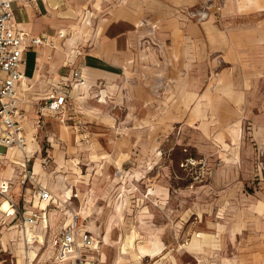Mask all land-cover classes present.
<instances>
[{
  "label": "rangeland",
  "instance_id": "rangeland-1",
  "mask_svg": "<svg viewBox=\"0 0 264 264\" xmlns=\"http://www.w3.org/2000/svg\"><path fill=\"white\" fill-rule=\"evenodd\" d=\"M161 1L88 3L94 22L78 30L81 40L122 10L138 19L134 65L112 84L75 88V97L68 75L71 96L54 118L43 115L44 70L28 81L18 95L38 144L28 167L50 166L35 177L53 195L51 213L67 222V204L83 211L80 222L100 240V264H264V151L245 110L220 102L218 90L233 78L223 60L182 56L184 24L220 21L223 0ZM198 85L204 102L189 105ZM20 190L17 182L13 193Z\"/></svg>",
  "mask_w": 264,
  "mask_h": 264
},
{
  "label": "crops",
  "instance_id": "crops-1",
  "mask_svg": "<svg viewBox=\"0 0 264 264\" xmlns=\"http://www.w3.org/2000/svg\"><path fill=\"white\" fill-rule=\"evenodd\" d=\"M92 1L94 0L88 2L86 0L12 1L11 27L15 32H24L28 38H48L54 42L53 46H30L29 41L25 42L26 49L22 53L25 64L19 68L23 78L17 84L18 95L22 96L29 90L28 81H39L42 70L45 72L42 82L45 87L43 86L41 99L45 104L53 93L60 91L65 92L69 100L71 95L66 83L68 75L73 82L72 96L75 97L76 94L73 95L75 88L77 91L79 89L89 91L100 81L112 84L126 75L131 64L134 65L133 55L135 53L131 49V44L135 42L133 41V37H136L133 27L138 19L135 16H133L134 19L125 17L123 10L118 12L116 18L108 16L101 19L103 30L99 35L86 41L81 40L78 30L91 27L94 22L92 6L89 7ZM149 1L152 3L151 0ZM204 1L184 0V3L188 7L194 5L199 7ZM213 1L211 0L212 7ZM147 8L151 7L147 6ZM220 8L221 19L218 22L204 20L196 24H184L183 40L186 48L182 49V56L202 60L201 62L207 58L223 60L225 65L223 70H226L227 74H231L233 78L223 84L221 91L218 90L220 94L217 95L220 102L223 106L227 105L230 109H234L236 114H239L241 109L245 110L246 120L250 124L251 138L264 151V0H223ZM89 41H91L90 44ZM190 43L191 47H189ZM84 45L90 47L85 49ZM200 67L201 63L197 69ZM149 69L153 70V73L156 72V67L139 66L136 68V70ZM68 70H71L70 73ZM74 70H79L84 79L81 85L75 84ZM187 90L194 96L193 89L188 88ZM195 91L196 96L192 97L189 105H193L195 101L197 105L204 102L205 95L199 85ZM20 113V123L27 140L25 153L0 148L2 150L0 178L10 182L12 193L19 182L20 193L13 194L18 196L24 192L25 202L30 209L46 213L51 231H47L42 224L30 229L40 235L47 244V240L53 233L70 222L71 216L65 211L64 213L70 217L67 222L57 218L55 213H51L49 209L50 202H40L35 197L34 187L28 183L25 189L21 182L23 159L30 160L38 144L25 126V114L22 110ZM43 115L54 118L57 114L45 110ZM36 166L39 170L42 169V165L35 161L32 167V177L40 184L35 177L38 176L35 172ZM43 174L44 172H41L39 175ZM41 185L47 189V183ZM63 193L66 194V191ZM86 230L97 238L88 228ZM97 240L99 241L98 249L95 250L97 253L94 257L97 258V264H100L102 255L100 240L98 238ZM26 250L29 251L30 264H56V260L51 257L49 246L34 244L26 248L21 228L15 222H11L10 217L0 212V257L3 264H26ZM91 254L94 255L92 251Z\"/></svg>",
  "mask_w": 264,
  "mask_h": 264
},
{
  "label": "built area",
  "instance_id": "built-area-1",
  "mask_svg": "<svg viewBox=\"0 0 264 264\" xmlns=\"http://www.w3.org/2000/svg\"><path fill=\"white\" fill-rule=\"evenodd\" d=\"M13 0H0V148L24 150L26 136L20 123V108L17 94V84L23 78L20 66L25 64L22 57L25 42L30 46H53L54 42L48 38H28L24 32H15L11 27L13 17ZM75 84L81 85L83 78L79 70L73 71ZM68 96L65 92H55L45 103V110L61 113ZM2 150L0 149V156ZM28 158L23 159V174L21 182L25 186L29 183L34 187L35 197L40 202H53V195L32 177L28 167ZM26 189V188H25ZM7 203V210H2ZM0 212L11 218L21 228L25 237L26 248L34 244L49 246L51 257L56 264H97L91 251L98 249L99 241L80 222V215L74 212L70 222L52 234L47 244L40 235L29 231L30 228L42 224L47 231H51L44 211L30 209L25 202V193L15 196L10 182L0 178ZM27 263L30 264L29 251L26 250ZM0 264L3 260L0 257Z\"/></svg>",
  "mask_w": 264,
  "mask_h": 264
},
{
  "label": "bare ground",
  "instance_id": "bare-ground-1",
  "mask_svg": "<svg viewBox=\"0 0 264 264\" xmlns=\"http://www.w3.org/2000/svg\"><path fill=\"white\" fill-rule=\"evenodd\" d=\"M85 23H86V21H85ZM87 26H88V25H87ZM83 83H84V82H83ZM20 88H21V87H20ZM104 91H105V90H104ZM102 94H104V92H102ZM104 95H105V94H104ZM118 95H119V94H118ZM102 96H103V95H102ZM103 97H104V96H103ZM25 148H26V147H25ZM17 152H18V151H17ZM19 152H21L22 154H24V153H25V149H24V150H21V151H19ZM30 154H31V153H30ZM20 160H21V159H20ZM47 168L49 169L50 166H48ZM47 168L42 167V169L39 170V168L36 166V171H35V172H36V174L39 175V174H40L41 172H43L45 169L48 170ZM46 170H45V171H46ZM62 173H63V172H62ZM58 182H59V181H58ZM63 185H64V184H63ZM55 186L59 189V185L56 184ZM62 191H63V190H62ZM63 192H65V191H63ZM65 196H66V194H65ZM66 197H67V196H66ZM66 197H64V199H62V202H61V203H62L63 206H64L65 203H68V202H69V201L67 200ZM46 203H47V202H46ZM66 207L69 208V209H66V212H68L69 214L72 215V214H73V208H74V205H72L71 202H70L69 205H68V204L66 205ZM75 207H76V206H75ZM6 208H7V203H4V205H3V207H2V210H6ZM76 208H77V207H76ZM77 209H79V208H77ZM77 209H74V210H76L78 214L82 215V214H83V211H82V210H77ZM74 212H75V211H74ZM71 215H70V216H71ZM30 230H31V229H30ZM31 231H32V230H31ZM34 232H35V231H34ZM37 233H38V232H37ZM40 233H41V232H40ZM11 234L13 235V233H11ZM44 235H45V234H44ZM11 237H13V236H11ZM14 237H15V236H14ZM96 237H97V236H96ZM15 240H16V239H15ZM15 240H14V241H15ZM17 240H18V239H17ZM17 242H18V241H17ZM14 244H15V243H14ZM18 244H19V243H18ZM16 245H17V244H16ZM19 245L21 246V244H19ZM19 245H18V246H19ZM19 248H20V247H19ZM18 250H19V249H18ZM15 251H16V250H15ZM19 251H20V250H19ZM16 252H17V251H16ZM92 253H94L93 256H96L95 254H96L97 252L95 253V250H94V251H92ZM18 257H19V256H18ZM17 259H18V258H17ZM96 259H97V258H96ZM19 261L21 262V259H19Z\"/></svg>",
  "mask_w": 264,
  "mask_h": 264
}]
</instances>
